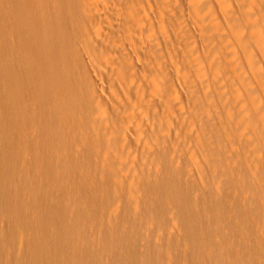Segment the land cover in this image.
<instances>
[{"label":"bare ground","instance_id":"1","mask_svg":"<svg viewBox=\"0 0 264 264\" xmlns=\"http://www.w3.org/2000/svg\"><path fill=\"white\" fill-rule=\"evenodd\" d=\"M209 1L198 2L203 32L224 74L244 73L224 78L241 91L239 120L204 121L193 179L152 141L154 167L130 183L116 168L124 142L111 124L127 125L89 0H0V264H264V26L247 24L244 0L236 22ZM128 3L141 41L151 22Z\"/></svg>","mask_w":264,"mask_h":264},{"label":"rangeland","instance_id":"2","mask_svg":"<svg viewBox=\"0 0 264 264\" xmlns=\"http://www.w3.org/2000/svg\"><path fill=\"white\" fill-rule=\"evenodd\" d=\"M140 1L142 14L147 15L151 27L149 26L150 31L143 35L144 39L140 41L138 38L136 41L133 37L130 40L133 25L129 22L131 6L129 7L128 0H89L91 10L95 16L98 14L97 19L100 22L99 29L96 28L99 31L97 35L101 37L97 38L96 35V43L99 41L98 45L96 44L98 57L109 65L106 71L108 70L109 74L111 71L112 76L117 78V118L119 123L121 121L127 125L126 130H123L124 126L116 127L111 124L116 137L124 142V149L116 155V168L121 171L124 180L137 182L147 165H155L154 161L147 162V155L150 153L154 158L158 154L159 148L151 146L152 141H156V144L167 145L175 155V163L183 169L187 180H191L197 174L194 164L202 137L200 129L207 121L204 128L211 123V126L217 125L213 123H218L219 118L226 125H234V120H239L240 116H236L240 107H243L239 97L241 91L236 87V83V86L229 87L224 79L227 74H224L223 58L217 46L211 43L210 38H206L200 23L199 18L203 14L198 8L200 0H182L187 7L181 11L175 4L177 0ZM244 1L250 14V19L247 16L250 21L247 24L259 30L264 26V19L261 18L264 15L259 13L262 4L257 0ZM209 2L219 8L218 20L227 15L228 20L236 22L234 0ZM220 31L222 33L224 30ZM242 32L246 36L249 34L246 29ZM223 34L218 42L222 37H226ZM207 35L210 37L212 32L208 31ZM227 37L230 40L228 34ZM227 37L223 39L225 44L228 42L225 41ZM129 63L134 64V70L137 68L135 74H130L132 68L128 73ZM238 71H235L234 76L228 74L227 77L235 79L238 73L241 77L242 72ZM169 89L170 92L167 93ZM171 91H174L173 95L176 94L178 99L173 96L172 100ZM156 93L160 99L156 98ZM150 95L152 99L149 98ZM144 97L145 100L141 104ZM197 102L215 109L216 117L209 113L210 115L204 118L200 113V110L204 109H200L201 105ZM222 129L221 132L226 133V130Z\"/></svg>","mask_w":264,"mask_h":264}]
</instances>
